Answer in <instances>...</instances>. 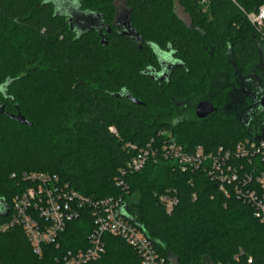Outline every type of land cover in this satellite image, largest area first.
Segmentation results:
<instances>
[{
  "label": "trees",
  "instance_id": "16d2710c",
  "mask_svg": "<svg viewBox=\"0 0 264 264\" xmlns=\"http://www.w3.org/2000/svg\"><path fill=\"white\" fill-rule=\"evenodd\" d=\"M115 1L0 0V107L32 124L0 113V224L28 186L20 177L45 174L92 202L121 199L125 219L135 221L174 264H264V223L250 204L233 193L225 196L202 169L182 172L159 157L125 176L127 190L116 183L135 153L127 145L143 149L174 141L187 152L199 146L214 152L264 139V125L247 120L249 111L238 118L220 109L191 121L189 105L176 108L212 95L219 76L227 83L213 97L228 107L234 79L260 72L264 41L242 10L257 11L264 0H239L242 10L229 0H178L189 24L177 15L174 0H127L125 22L133 36L116 25ZM73 2L79 15L95 17L97 25L77 32L72 22L71 28L72 16L58 8ZM170 59L182 66L161 82L154 76ZM256 93L251 105L264 118L258 103L264 86ZM13 125L18 129L7 128ZM168 191L178 199L171 214L159 201ZM92 213L83 206L60 235V247L45 245L41 255L22 227L0 233V264H62L65 251L88 247ZM104 242L106 253L93 264H141L124 240L106 236Z\"/></svg>",
  "mask_w": 264,
  "mask_h": 264
},
{
  "label": "built area",
  "instance_id": "2783aa9c",
  "mask_svg": "<svg viewBox=\"0 0 264 264\" xmlns=\"http://www.w3.org/2000/svg\"><path fill=\"white\" fill-rule=\"evenodd\" d=\"M201 1L207 3V0ZM229 1L241 9L239 0ZM242 12L264 41V5L254 12ZM110 131L116 134L115 129L110 128ZM126 148L135 153L116 180L123 190L128 189L125 176L141 172L150 160L162 157L175 162L182 172L200 169L207 172L225 196L229 197L233 193L239 200L250 204L255 217L264 223V139H247L233 149L221 147L214 152H208L201 146L187 152L174 141L160 147L148 145L137 149L127 145ZM12 178L17 176L13 175ZM20 179L28 186L13 198L9 217L0 224V233L13 226L22 227L35 254L41 255L45 245L59 248L60 235L64 233L67 223L78 219L80 210L87 205L93 208L94 218L88 247L65 251L60 258L62 264L98 262L106 253V236L124 240L139 254L141 264H173L170 258L156 250L132 222L125 219L121 199L108 198L92 202L70 190L56 176L24 173ZM159 201L169 214L178 205V199L171 191L160 196Z\"/></svg>",
  "mask_w": 264,
  "mask_h": 264
},
{
  "label": "flooded vegetation",
  "instance_id": "af4514ba",
  "mask_svg": "<svg viewBox=\"0 0 264 264\" xmlns=\"http://www.w3.org/2000/svg\"><path fill=\"white\" fill-rule=\"evenodd\" d=\"M125 6L127 8V12H125L123 15L121 16H118V13H117V17H116V25L118 27H120V31L121 32H126V26H125V21L127 20L128 18V12H129V9L127 7V1L125 3ZM83 15L81 16H78L76 21L74 22L75 24V27L77 29V32H80L82 29H84L85 27H88L85 25V20L83 19ZM74 20V19H73ZM97 25L96 24H91L90 26H95ZM182 64L175 60V59H170V60H164L162 62V73L161 74H158L157 76H154L156 77V79H158L159 81L161 82H165L169 77H168V73L169 72H172L175 68L177 67H181ZM260 73V72H259ZM258 73L257 74H252V75H249V76H241V75H238L236 77V79H234L233 81V85L231 87L232 90L230 93H228V95L226 96V102L228 104V107H219L216 102H215V97H213V93L217 92V91H221L222 88L225 86V84L227 83L225 81V83L223 84L221 80H219V77L216 78L214 81H213V84L211 86V90H210V94L212 95H207L206 97L204 98H194L190 101H188L186 104L183 102V103H180L176 106L177 108V112H178V108L180 110H182V108L186 105H191L192 103H194L195 100H199L198 103H197V106L202 103V102H210L214 108L216 109V111L213 113H217L218 111H220V109L223 110V112L225 111L224 109H226L227 111L231 110L232 108L234 110L232 111H229L228 113H231L233 116L235 115V117H238V118H241L240 115L241 113L244 111H249L250 113H248L247 115V120L251 121L252 123H254V125H259L260 126H263L264 125V118H260L258 120H253L254 119V116L252 114V112L254 111V108L252 107L251 105V101L252 100H255L256 99V96H257V93H256V87L257 86H264V74H262L261 77H257ZM152 77V78H154ZM233 96L237 97V98H240L241 101L243 102V104L245 105V109L243 108H239L241 113L238 112V108H235L234 105L236 104L235 100L233 99ZM258 97V96H257ZM264 97V94L259 98V101L261 100V98ZM258 101V103H259ZM230 103H232V106L230 105ZM239 103V101H238ZM249 105V106H248ZM188 106V107H189ZM197 106L195 107V109L193 110L194 111V114L189 116L190 120L191 121H195V120H198V121H201V120H205V119H208L211 117V114L210 116H208L207 118L205 119H199L196 115V110H197ZM260 108V106H259ZM261 109V108H260ZM262 110V109H261ZM259 111V110H257ZM243 114V113H242ZM245 114H243L244 116ZM242 116V118H243ZM182 118H185V117H181ZM179 118L177 117L176 121H178Z\"/></svg>",
  "mask_w": 264,
  "mask_h": 264
},
{
  "label": "rangeland",
  "instance_id": "374dc122",
  "mask_svg": "<svg viewBox=\"0 0 264 264\" xmlns=\"http://www.w3.org/2000/svg\"><path fill=\"white\" fill-rule=\"evenodd\" d=\"M126 1L127 0H116L115 1V4H116V9H117V13H118V16H121V15H123L125 12H127L128 10H127V8H126V6H125V3H126ZM173 6H174V9H175V11H176V13H177V15L186 23V24H189L190 23V21H189V17H188V15H186V13L184 12V10H183V8L179 5V3H178V0H174V2H173ZM58 11L59 12H61V13H64V14H68V15H70V16H73L74 18H76L77 17V2H73L72 3V5L71 6H69L67 9L64 7V6H61V7H59L58 8ZM260 73H258V75H257V77L259 78V77H261L262 76V74H264V49H263V51H262V55H261V64H260ZM219 80H221L222 81V83L224 84L225 83V80L223 79V77H221V76H219ZM233 83V82H232ZM233 99L235 100V102H236V104H235V108H238V112H240L241 113V111H240V109L239 108H243V109H245V105L243 104V102L241 101V99L240 98H237L236 96L234 97L233 96ZM198 101L199 100H195L194 101V103H192L189 107H187V108H189L188 109V111H187V113H188V115L189 116H191V115H193L194 114V108H193V106H197V103H198ZM238 101H239V103H238ZM249 106V105H248ZM232 110H234L233 108L231 109V110H229V111H232ZM243 113H244V111H243ZM252 114H253V116H254V119L253 120H258V119H260V118H263L262 117V114L259 112V111H257L256 109H254V111L252 112ZM241 116H243L242 115V113H241ZM4 128V127H3ZM8 129H11V130H17L18 128L16 127V126H10V128H9V126L7 127ZM6 129V128H5ZM40 137V136H39ZM40 139V138H39ZM43 141V140H42ZM174 264V263H173Z\"/></svg>",
  "mask_w": 264,
  "mask_h": 264
},
{
  "label": "water",
  "instance_id": "95a60500",
  "mask_svg": "<svg viewBox=\"0 0 264 264\" xmlns=\"http://www.w3.org/2000/svg\"><path fill=\"white\" fill-rule=\"evenodd\" d=\"M61 5H63V2ZM77 14H78L77 17L83 15V17H84L83 19L85 20L86 26L89 27L91 24H96V18L95 17H93L91 15H86V14H80L79 15L78 12H77ZM72 17L69 18L71 28H73L72 22L74 23L77 19V17L76 18H74V17L72 18ZM125 26H126V32H122V34L127 35V36H133V32L131 31L130 26L127 25V23L125 24ZM134 103L140 104L138 101H134ZM259 106L262 110H264V97H262L261 100L259 101ZM215 111H216V109L214 108V106L210 102H202L197 106L196 115L199 119H205L208 116H210L211 114H213ZM0 113L7 115L10 119L17 121L18 123H20L22 125H29L32 127V124L30 122H28V120L25 119V117H23L20 113H18L17 115H9L3 110L2 107H0ZM255 140H260V139H255ZM7 214H8V211L5 212L3 215L6 216ZM132 223L137 225L135 221H132Z\"/></svg>",
  "mask_w": 264,
  "mask_h": 264
}]
</instances>
